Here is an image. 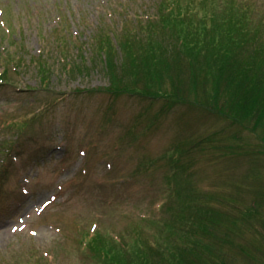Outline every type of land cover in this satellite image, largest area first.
I'll list each match as a JSON object with an SVG mask.
<instances>
[{
  "label": "rangeland",
  "instance_id": "rangeland-1",
  "mask_svg": "<svg viewBox=\"0 0 264 264\" xmlns=\"http://www.w3.org/2000/svg\"><path fill=\"white\" fill-rule=\"evenodd\" d=\"M228 1L0 0V53L9 51L15 60L4 65L0 57V140L18 134L0 185V264H106L93 257L91 244L120 235L127 240L139 226L144 236L157 234L161 209L159 220L178 202H167L168 191L161 195L172 182L164 156L177 144L186 149L178 182L195 189L204 207L227 212L248 206L253 193L264 190V143L252 132L235 138L239 127L229 126L230 117L184 113V106L163 111L147 126L162 102L136 94L115 98L106 89L111 80L103 56L91 44L94 33L106 32L116 43L115 58L128 63L121 43L130 42L123 33L152 31L168 13L163 5L191 4L194 21L181 27L198 37L200 21L220 19L216 10ZM248 3L249 19L231 25L229 33L241 37L245 52L264 54V0ZM177 35L166 39L167 46L181 44L179 38L192 41ZM209 53L195 57L206 64ZM202 90L210 93V83ZM22 119L29 126L15 134L9 121ZM7 151L0 145V167ZM230 223L221 224L233 240L224 244L227 263L264 264V227L254 233Z\"/></svg>",
  "mask_w": 264,
  "mask_h": 264
},
{
  "label": "trees",
  "instance_id": "trees-1",
  "mask_svg": "<svg viewBox=\"0 0 264 264\" xmlns=\"http://www.w3.org/2000/svg\"><path fill=\"white\" fill-rule=\"evenodd\" d=\"M248 1L230 0L217 8L216 14L220 19L203 18L200 21L203 25L197 28L198 37L186 27H181L184 21L187 24L194 21V15L190 12L194 10L191 4L183 6L170 2L163 5L161 9L166 8L168 13H163L161 23L152 31L145 34L144 30L123 33L130 42L128 45L121 43L122 49L129 51L131 59L128 63L115 58L113 51L116 52V43L108 38L106 32L94 33L90 43L95 42L100 59L103 56L104 70L111 80L106 89L115 98L136 94L151 102H162V110L155 114L147 126L155 124L163 111L184 106L187 108L184 113L198 109L213 112L220 118L230 117L229 126L237 123V133L241 134H234L235 138L240 139L242 131L247 130L264 143V54L245 52L241 37L229 33L231 25L237 22L243 25L249 19L251 5ZM170 4L175 7L169 8ZM176 34H184L192 41L179 38L181 44L171 43L168 47L166 39ZM13 43L17 44L16 41ZM63 46L67 47V42ZM130 47L133 51L129 50ZM212 48L215 52L211 55L209 52ZM208 53L211 55L210 60L201 65L195 55ZM0 57L4 65L15 61L9 51L0 53ZM39 64L45 72L46 67L41 62ZM185 78H189L188 85ZM45 81L48 82L47 76ZM208 81L212 91L201 94ZM183 85L186 87L183 88ZM192 92L199 94L194 96ZM24 120L9 121L15 134L29 126ZM17 136L0 140V145L8 146L10 151L0 167V185L3 183V174L10 172V165L15 158ZM184 151L186 149L177 144L167 150L164 156L168 158L166 166L170 167L169 172L166 171L167 178L172 182L164 189L162 187L161 195L164 196L168 191L167 202H173L177 197L178 202L165 208L169 217L164 216L159 220L163 215L161 209V217L154 220V223L158 222L162 226L157 234L144 236L139 226V229H130L132 236L127 240L125 235L115 236L113 241L112 237L101 238L99 245L91 244L93 257L97 255L106 264H214L221 258L223 264H228L223 256L224 244L233 240L226 238L228 234L221 229L222 222H231L230 225L240 230L248 226L254 233L264 227V190L253 193V199L245 202L248 206L234 205L227 212L201 205L195 195L197 191L178 182L184 175ZM136 171L146 170L139 167ZM1 198L4 201L9 199L4 195Z\"/></svg>",
  "mask_w": 264,
  "mask_h": 264
}]
</instances>
